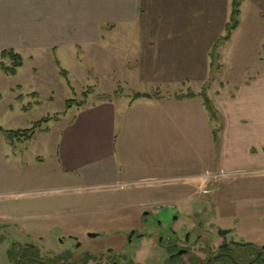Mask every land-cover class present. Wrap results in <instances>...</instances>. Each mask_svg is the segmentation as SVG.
I'll list each match as a JSON object with an SVG mask.
<instances>
[{
	"label": "rangeland",
	"instance_id": "rangeland-1",
	"mask_svg": "<svg viewBox=\"0 0 264 264\" xmlns=\"http://www.w3.org/2000/svg\"><path fill=\"white\" fill-rule=\"evenodd\" d=\"M234 1L239 25L230 33ZM45 15L24 0H0V53L13 49L24 58L15 75L0 69V128L28 130L50 117L31 139L8 140L0 130V264H20L23 255L18 253L27 242L39 249L40 259L61 255L63 264H95L84 252L88 246L96 257L119 252L145 264H162L167 253L154 245L130 250L122 244L131 228L144 230V209L157 212L156 206L166 202L182 214L177 227L200 222L213 226L215 252L221 242L217 229L232 226L236 239L261 248L264 0H142L139 14H120L114 7L59 12V22L71 26L56 30L45 28ZM104 23L128 27L122 36L140 40L126 59L98 60L87 52L105 37ZM71 43L74 48H67ZM56 45L61 60L53 59ZM1 63L12 64L0 54ZM111 69L116 83L108 76ZM137 93L153 97L134 99ZM204 93L218 121L210 118ZM188 95L195 97L178 100ZM140 99L172 103L176 117L187 113L174 123L161 114L159 123L152 124L149 111L135 112L119 133V160L92 166L86 176L61 171L54 151L78 110L114 100L132 106ZM69 100L75 104L68 109ZM186 102L191 105L183 109ZM120 162L126 169L120 170ZM91 233L103 237L90 238ZM68 235L85 240L86 246L73 248L75 239ZM14 242L19 249L11 247ZM157 251L160 259H155ZM194 251L199 254L200 247Z\"/></svg>",
	"mask_w": 264,
	"mask_h": 264
},
{
	"label": "crops",
	"instance_id": "crops-1",
	"mask_svg": "<svg viewBox=\"0 0 264 264\" xmlns=\"http://www.w3.org/2000/svg\"><path fill=\"white\" fill-rule=\"evenodd\" d=\"M24 1L31 6V8L39 6L41 11L47 14L45 15V20L48 23L46 22L44 24L45 28L54 30L68 29L71 26L70 24L64 25L59 22V16H57V13L59 12L75 14L80 10L90 12L95 8L108 10L109 7H114L116 10H120V14L127 10L139 14L142 3V0ZM133 23L136 27L137 21L134 20ZM107 26L108 28H106V31L104 32L105 37H103L100 41L93 42L92 44L93 47L96 45H99V47L96 49H88L87 52H94L95 55H98V60L100 57H103L107 61H121L126 59L128 50H131V46L140 44V40L127 37L126 35L122 36L121 31L123 29H127L128 27L125 28L111 23ZM56 46L58 47L55 49H58V51L57 54L56 50L54 51L53 59L56 58L57 60H61L59 45ZM77 46L78 44H75L74 52L76 53V59L79 50ZM68 47L74 48V44L71 43V45L67 46V48ZM81 49L84 50V48ZM133 49L136 50L135 47ZM113 70L114 69L110 70L112 73H109L108 76L110 78L113 77L116 83L118 80H115L116 73H114ZM142 101L143 100L140 102H133L132 106L130 102H126L125 100H114L112 102L105 101L97 103L95 106H87L78 110L74 119L68 122V124L64 127L57 142L55 151L53 150L54 156L56 157V163L61 171L74 177H77V175L86 176L91 173L90 167L92 166L107 164V162L111 161L113 158L116 159V157L119 160L120 145L121 142H123L122 139L118 140L119 133L123 134L125 132L127 122L131 119L132 114L135 112L149 111L152 124L154 122L159 123L156 118H160L161 114L165 117H171L174 123L175 119L178 120L180 117H185L187 113H180V116L176 117L172 103H162L160 101L147 103ZM187 105H191L190 102H186L182 108L185 109ZM146 106L150 107L146 108ZM182 108L180 109L182 110ZM236 116H238V114H236ZM238 123L239 122H237V124ZM246 161L247 163H254L253 161L249 162L250 160ZM121 163L122 162L119 163L120 170L124 167Z\"/></svg>",
	"mask_w": 264,
	"mask_h": 264
},
{
	"label": "flooded vegetation",
	"instance_id": "flooded-vegetation-1",
	"mask_svg": "<svg viewBox=\"0 0 264 264\" xmlns=\"http://www.w3.org/2000/svg\"><path fill=\"white\" fill-rule=\"evenodd\" d=\"M156 207L159 209L157 212L149 209L142 211L141 223L144 226V230L142 231L137 227L131 228L124 236L122 247L133 250L138 246L154 245L159 250L167 253L162 264H264V245L258 248L253 242L246 241L242 237L236 239L238 232L233 231V226V228L217 229L221 242L217 244L215 252L213 226L207 225L206 222H200L198 225L184 223L177 227V222H179L182 214L174 204L166 202ZM170 211H172L171 214ZM221 232L226 233L221 234ZM92 234H97V236L92 237ZM99 236L103 237L102 233H91L88 235L90 238ZM70 237L75 239L72 245L73 248L81 249L86 246L84 245L85 240H79L76 235H70ZM198 246L200 247L199 254L194 251ZM11 247L20 248L16 242L12 243ZM25 248L31 249L29 251L30 254L28 253L22 258V255L27 251ZM85 248H87L84 251L85 254L91 256V259L95 260V264H145L136 261L135 256L120 254L119 252L116 253V256H109V258H106L107 256L103 252L98 257L92 256L93 248H90V246ZM23 249L26 251L21 250L20 252L19 258H22L20 264H63L61 261L60 263L59 261L40 259L38 257L39 249L29 242L26 245L24 244ZM107 249L109 253L113 251L112 247ZM8 251L10 252V249ZM180 251H184V253L178 254ZM159 253L158 251L156 252L157 256L154 254L155 259H160L162 253ZM185 257L188 259L185 260Z\"/></svg>",
	"mask_w": 264,
	"mask_h": 264
},
{
	"label": "trees",
	"instance_id": "trees-1",
	"mask_svg": "<svg viewBox=\"0 0 264 264\" xmlns=\"http://www.w3.org/2000/svg\"><path fill=\"white\" fill-rule=\"evenodd\" d=\"M238 8H239L238 2L234 1V11L232 13V21H231L232 23L229 24L227 27L228 30L230 31V33H231V30L236 29L239 25V21L237 20V18L239 16ZM230 33L224 39L228 40L231 37ZM0 54H1V57L3 59H10V61L12 63L10 66H6L3 63L0 64V69H2L4 71V73H6L8 75H15L17 73L18 68L22 67L24 64L23 56L19 52L15 51L13 49L12 50H3ZM67 75H68L67 72L64 70L62 72V76L67 78ZM84 95L86 98L87 94L85 93ZM201 96L204 99V104H205L206 110L209 112V115H210V118L212 119V121H218L219 119L217 116V112H216L215 108L213 107V104H212L211 100L209 99V97L205 93L202 94ZM141 97L152 98L153 96L151 94H147V93H137L135 95L134 99L141 98ZM192 97H195V96L194 95H188V96H184V97H179L178 100H182L185 98H192ZM107 99L110 100L107 97H104V98L101 97L100 98L101 101H104ZM77 103L79 105H81V104H84L85 102H77ZM74 104H75L74 101L69 100V101H67L66 106L69 109V108H72L74 106ZM56 119H58V118H55V120ZM49 121H50V117L43 118V119L33 123L32 128L28 129V130H17V131L10 130V131H7V130H3L1 128H0V130L4 133V135L7 137L8 140H14L16 138H21V137H24L25 139H31L32 134L35 133V131L37 129H40L44 123H47ZM218 132H219V128L215 127L214 132H213L215 140H217ZM26 250H25L26 253L23 254V257L25 255H28V253L31 249H26ZM18 255L20 256L21 254L18 253ZM16 257H17V254H16ZM62 258H64V256H60V257L54 259L53 261L54 262L55 261L56 262L61 261Z\"/></svg>",
	"mask_w": 264,
	"mask_h": 264
},
{
	"label": "water",
	"instance_id": "water-1",
	"mask_svg": "<svg viewBox=\"0 0 264 264\" xmlns=\"http://www.w3.org/2000/svg\"><path fill=\"white\" fill-rule=\"evenodd\" d=\"M226 232H221V234H225ZM92 237H96L97 236V234H92L91 235ZM182 253H184V251H180L178 254H182Z\"/></svg>",
	"mask_w": 264,
	"mask_h": 264
},
{
	"label": "built area",
	"instance_id": "built-area-1",
	"mask_svg": "<svg viewBox=\"0 0 264 264\" xmlns=\"http://www.w3.org/2000/svg\"><path fill=\"white\" fill-rule=\"evenodd\" d=\"M207 176H208V177H210L211 175H210V174H208Z\"/></svg>",
	"mask_w": 264,
	"mask_h": 264
}]
</instances>
